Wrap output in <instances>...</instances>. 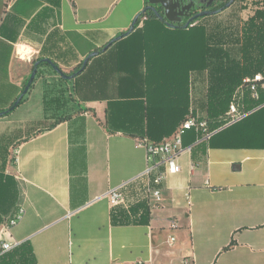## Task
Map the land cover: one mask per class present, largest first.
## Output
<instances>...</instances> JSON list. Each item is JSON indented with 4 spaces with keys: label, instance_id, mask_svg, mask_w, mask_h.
<instances>
[{
    "label": "crops",
    "instance_id": "obj_1",
    "mask_svg": "<svg viewBox=\"0 0 264 264\" xmlns=\"http://www.w3.org/2000/svg\"><path fill=\"white\" fill-rule=\"evenodd\" d=\"M145 6L0 0V112L20 96L37 60L72 75L99 53L66 82L40 67L22 103L0 117V241L19 244L0 264L13 256L18 264L23 245L35 264H264V92L247 122L177 157L180 173L165 177L158 206L147 196L137 141L170 138L191 112H204L210 48L239 60L241 29L166 26L177 35L170 42L166 31L144 28L142 16L103 51ZM195 138L186 132L183 146ZM122 184L123 203L110 205L104 194ZM20 210L21 220L5 229Z\"/></svg>",
    "mask_w": 264,
    "mask_h": 264
},
{
    "label": "built area",
    "instance_id": "obj_2",
    "mask_svg": "<svg viewBox=\"0 0 264 264\" xmlns=\"http://www.w3.org/2000/svg\"><path fill=\"white\" fill-rule=\"evenodd\" d=\"M13 1V0H9ZM144 17V16H143ZM141 17V18H143ZM145 18V17H144ZM264 92V75L255 74L245 77L234 91L228 109L225 115L218 118L217 123L220 125L217 129H212L208 118L195 116L190 113L183 122L177 127L170 138L160 142H153L148 139H140L137 146L145 150L147 167L142 173V177L147 179L146 192L148 198L153 200L154 206H158L161 202V184L167 175H176L180 173V166L177 163V157L185 152L191 151L195 145L209 140L216 132L233 125L256 110L260 99V93ZM247 100L252 103L249 107ZM255 104V105H254ZM193 131L196 135L194 143L185 148L183 146V138L186 132ZM19 150L13 151V158L17 161ZM163 168V170H161ZM127 184H122L116 188L110 189L104 194L110 205L116 206L123 203L122 189ZM23 211L8 220L5 229H9L16 225L22 218ZM71 213L67 215L70 217ZM174 240L170 239V243ZM19 246L18 243H10L0 241V258ZM133 264H141L140 262Z\"/></svg>",
    "mask_w": 264,
    "mask_h": 264
},
{
    "label": "trees",
    "instance_id": "obj_3",
    "mask_svg": "<svg viewBox=\"0 0 264 264\" xmlns=\"http://www.w3.org/2000/svg\"><path fill=\"white\" fill-rule=\"evenodd\" d=\"M251 3L254 5V8L252 10L253 14L243 22L241 28V44L239 47L240 59L238 60L235 58H231L229 54L221 48L214 46L210 48V85L208 88V93L206 95V104L204 105V112L208 120L210 121V126L212 129H217L220 126L217 123V120L221 114L227 111L230 98L235 89L240 84L242 78H244L245 76H253L259 73L264 74V0H252ZM145 5H147V0H145ZM157 12L159 13L158 10ZM142 16L146 17V20L144 22V28L146 27V25H151L155 33H159L160 35H162L161 33H164L165 31L168 33L169 30L166 28L165 23L159 20L157 16H155V14L150 11L144 13L142 12L138 15V20L135 25V29L139 24V18ZM193 28L195 27H188L186 29L179 28L177 30L189 31ZM134 33L138 34L137 32ZM164 40L170 42L177 41V35L171 36L168 33V36L165 37ZM37 61L40 62V65H38L37 69L42 66L50 68L47 63H42L40 60ZM35 63L36 62H34V64ZM79 69L80 67H78L77 71ZM29 77L25 81L24 87L27 84ZM61 80L66 82L63 79ZM23 99L20 101L19 104L22 103ZM49 103L52 104L53 100L51 99L50 101L45 102L47 106L51 107ZM253 114L254 112L246 116L241 121L216 132L214 135H212V137L232 126L247 122V120L251 118ZM4 201L5 194L1 191L0 212L2 213L4 208ZM21 249L22 250H20L18 254V264H35V260L33 258L25 255L26 250L24 245L21 246ZM13 257L8 259V262H6V264H16Z\"/></svg>",
    "mask_w": 264,
    "mask_h": 264
},
{
    "label": "water",
    "instance_id": "obj_4",
    "mask_svg": "<svg viewBox=\"0 0 264 264\" xmlns=\"http://www.w3.org/2000/svg\"><path fill=\"white\" fill-rule=\"evenodd\" d=\"M230 5V4H229ZM229 5H227L226 7H229ZM160 6L163 9V14H159L156 10V7ZM177 5L173 3V0H147V5L145 6L144 10L142 11L147 12H153L155 14V16H157V18L161 21H163L165 23V25L169 28L175 29V28H179V26L177 24H179L181 22V19L179 18L178 20L174 19V16L176 15V9H177ZM179 15L182 16H186L183 15V13H179ZM205 14H198L195 17L191 18L188 23H186L183 28H188L189 27V23L192 22L195 19L204 17ZM138 20V16L133 20L129 30L124 33L123 35L113 39L112 41H110L104 48L103 51H105L109 46H111L114 42L119 41L120 39H122L123 37L128 36L129 34H131L134 29H135V25L137 23ZM99 53L98 52H93L91 54H89L83 61L82 66L80 67V70L72 75H65L64 73H62L51 61L49 60H45V63H47L48 65H50L53 70L64 80H72L74 77H76L78 74H80L85 66L87 65L88 61L90 59H92L93 57H96ZM40 64V62H36L33 65V70L30 74L29 80L27 82V84L24 87V90L22 91V93L20 94V96L13 102V104L10 106V108L6 111L0 112V117H3L4 115L8 114L9 112L13 111L20 103V101L22 100V98L26 95V93L28 92L30 86L32 85L35 76H36V72H37V67Z\"/></svg>",
    "mask_w": 264,
    "mask_h": 264
},
{
    "label": "flooded vegetation",
    "instance_id": "obj_5",
    "mask_svg": "<svg viewBox=\"0 0 264 264\" xmlns=\"http://www.w3.org/2000/svg\"><path fill=\"white\" fill-rule=\"evenodd\" d=\"M237 1L238 0H173V3L178 6L174 19L178 20L180 18L181 22L177 25L179 28H183L191 18L198 14H205L204 17L195 19L189 23V27H194L204 18L223 14L232 8ZM227 5H229V7H226ZM156 10H158L160 14H163V9L160 6H157ZM179 13H183V15L186 16L181 17Z\"/></svg>",
    "mask_w": 264,
    "mask_h": 264
},
{
    "label": "rangeland",
    "instance_id": "obj_6",
    "mask_svg": "<svg viewBox=\"0 0 264 264\" xmlns=\"http://www.w3.org/2000/svg\"><path fill=\"white\" fill-rule=\"evenodd\" d=\"M251 1L252 0H238L231 9L224 12L223 14L204 18L200 22L205 24L209 30L214 32L222 31V33L226 34L239 32L242 23L253 14L252 10L254 5L251 3ZM225 113L221 114L220 117L225 115ZM194 115L207 118L206 114L201 110L195 111Z\"/></svg>",
    "mask_w": 264,
    "mask_h": 264
},
{
    "label": "bare ground",
    "instance_id": "obj_7",
    "mask_svg": "<svg viewBox=\"0 0 264 264\" xmlns=\"http://www.w3.org/2000/svg\"><path fill=\"white\" fill-rule=\"evenodd\" d=\"M20 53H21V54H24V53H25L24 48H22V47L20 48Z\"/></svg>",
    "mask_w": 264,
    "mask_h": 264
}]
</instances>
